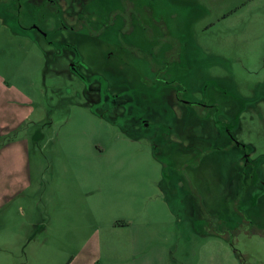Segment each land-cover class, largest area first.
Instances as JSON below:
<instances>
[{"label": "rangeland", "instance_id": "374dc122", "mask_svg": "<svg viewBox=\"0 0 264 264\" xmlns=\"http://www.w3.org/2000/svg\"><path fill=\"white\" fill-rule=\"evenodd\" d=\"M52 1L0 0V264H264V0Z\"/></svg>", "mask_w": 264, "mask_h": 264}, {"label": "flooded vegetation", "instance_id": "af4514ba", "mask_svg": "<svg viewBox=\"0 0 264 264\" xmlns=\"http://www.w3.org/2000/svg\"><path fill=\"white\" fill-rule=\"evenodd\" d=\"M51 2H53V1L51 0ZM71 28L75 29L76 26H71ZM42 33H43L44 36L48 35V34H46L43 31H42ZM49 42L52 45L56 46V47L63 48V46L60 45L59 42H56V41H53V40H50ZM63 45L64 46L66 45L67 47L73 48L75 50V54H76L75 61L76 62L72 63L71 68H72V70L74 72L79 74V76L81 78L86 80L88 77L83 72H81L80 66L78 64V61H79L78 59L80 58L79 52L77 51V49L74 46H72L70 44L64 43ZM209 81H211V80H209ZM212 82H213V85L216 86V88H217V90L219 92L225 93L228 97L229 96L231 97V94H229L230 92L227 91L228 89H225L222 86V79H214V80H212ZM188 91L190 93V90H188ZM177 98H178L179 101H181V102H183L185 104H189V105H193V103L196 104L195 100H185L181 95L177 96ZM193 98H195V97H193ZM236 99H239V98H236ZM240 99H244V101L246 100V98H240ZM199 105H200V103H199ZM240 113H241V108L240 109H236V110H234L232 112L231 115L234 114V119H233L232 123H225L221 119L216 118L215 119V125L218 128L219 135L222 136L220 141H224V138H226L227 136L230 137V140L232 141V143L230 145H228L227 151H229V153L234 155V149H238L239 151H241L242 158L244 159V161L247 162V161H249V158L247 156L248 153H247V149H246L247 145L244 144L243 142H240L239 140H237L235 135H234V133H233V129H236L238 127V124H239V121H240ZM225 135H227V136H225ZM214 153H216V155H220V156H224L225 155L224 148H221V150H219V151L217 150Z\"/></svg>", "mask_w": 264, "mask_h": 264}, {"label": "crops", "instance_id": "0c3cea01", "mask_svg": "<svg viewBox=\"0 0 264 264\" xmlns=\"http://www.w3.org/2000/svg\"><path fill=\"white\" fill-rule=\"evenodd\" d=\"M129 224V222L128 223H124V225H128ZM124 251V249H122L121 251H120V253H122ZM125 251H127V250H125Z\"/></svg>", "mask_w": 264, "mask_h": 264}]
</instances>
